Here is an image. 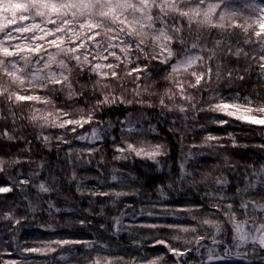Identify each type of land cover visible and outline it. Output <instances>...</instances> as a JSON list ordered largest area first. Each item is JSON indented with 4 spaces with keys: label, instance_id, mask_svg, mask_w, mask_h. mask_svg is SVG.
<instances>
[{
    "label": "snow or ice",
    "instance_id": "6c2138e0",
    "mask_svg": "<svg viewBox=\"0 0 264 264\" xmlns=\"http://www.w3.org/2000/svg\"><path fill=\"white\" fill-rule=\"evenodd\" d=\"M253 75L256 87L241 92ZM117 105L130 109L125 120L98 118V113ZM133 105L159 108L160 115L178 114L169 131L178 133L181 144L175 179L156 189L160 199L151 210L139 212L124 204V198L141 195V189L130 183L139 178L131 172L126 175L124 167L87 177L76 170L94 162L104 164V145L110 140L114 161H149L159 171L163 146L147 139L149 133L158 134L157 127L151 123L144 127L147 114L141 111L136 116ZM234 124L255 126L264 136L262 0H0V151L23 141L21 151L29 153L33 141L28 128L36 130L33 139L45 148L54 140L58 147L67 146L65 164L73 165L67 179L75 182L81 196L101 198L98 212L84 211L102 218L93 229L96 239L59 236L30 246L17 244L23 258L3 259L0 264H193V252L201 257L199 264H264V163L245 165L243 186L237 185L232 195L228 176L223 171L214 174L219 164L200 172L199 178L190 170L189 162L198 157L217 156L224 168L231 169L236 164L230 149L264 150V143H241L239 134L229 130ZM117 126L118 136L112 132ZM193 133L200 136L199 142L185 144ZM74 141L85 146L74 147ZM29 162L30 157L0 155V173L7 175L9 168ZM45 167L42 161L28 174L0 179V202L19 194L32 213L39 211L31 190L36 189L37 200L57 191L55 175L47 180L40 175ZM85 180L105 187L89 189ZM197 183L204 186V204L164 203L184 184L194 189ZM45 203L53 219L54 213L75 211L51 199ZM109 205L132 212L107 215ZM126 215L133 221L137 216L152 220L126 224ZM0 219L23 227L28 217L9 209ZM74 223L87 228L92 221L80 218L38 227L54 233L57 227ZM13 230L15 240L19 228ZM125 232L137 249L135 256L115 252L104 235L122 239ZM157 247L166 251L143 254ZM5 254L11 256L0 251V256Z\"/></svg>",
    "mask_w": 264,
    "mask_h": 264
},
{
    "label": "trees",
    "instance_id": "16d2710c",
    "mask_svg": "<svg viewBox=\"0 0 264 264\" xmlns=\"http://www.w3.org/2000/svg\"><path fill=\"white\" fill-rule=\"evenodd\" d=\"M264 2V0H262ZM244 63H246L244 61ZM241 66H243V64ZM256 76L253 75L251 79H249L246 83H244L243 87L239 90L241 92H245L246 90H251L253 87H256ZM224 92L227 94L228 89L225 88ZM154 99V98H153ZM128 109L125 106H114L111 109H106L103 113H98V118L102 117L105 121H113L114 123L125 120L127 118ZM136 116H139L141 111H145L147 114V119L143 122L144 127H148V124L151 123L157 127V133H149L147 139H152V136H156L157 139H161V141L167 142L170 148V155L167 158V165L170 166V169L163 168L161 171H156L154 167L150 166L148 161H127V162H117L112 161V148L111 141L109 140L106 145H104V164L98 165L95 162L92 165H86L83 167H78L77 173L80 177L87 176H96L100 173L105 172L106 169L110 170L111 166L116 167H124L125 174L127 175L131 172L133 175L138 177L137 181H131V187L141 189V195L137 197H128L124 198V204H132L137 212L141 208L145 210H149L148 207H151L153 202L159 201V196L156 192L158 187H165L167 184L175 179V173L178 171V160L180 157L181 149L178 147V133L174 134L169 131V128L172 127V120L178 114L176 113H168L165 115H160V109H140L138 106H133L131 109ZM179 123V122H177ZM86 128H90L86 126ZM90 130V129H89ZM230 131L234 130L239 134L240 142L244 144H259L264 143V136L260 134L255 126L247 127V126H239L233 125ZM31 128L26 129V133L29 140H32L31 151L29 153H24L21 149L25 146L23 141L19 142L16 145L11 147H6L2 151L4 155L8 156H20L21 158L28 159L30 157V162L25 163L20 166H14L7 170V175L0 173V179H7L10 176L16 175L17 172L28 174L32 170L37 169V165L40 162H45L46 167L43 170H40V175L44 177L45 180L48 179L50 175H55L57 177V181L55 183V187L57 191L50 194H42V198L37 200L36 189L31 190V199L39 204L40 210L32 216V212L28 208V201L24 200L22 196L19 194H9V198L6 201L0 202V214L7 212L11 209L16 216L22 217L27 216L28 219L26 221H22L23 227L19 225L10 226L9 221L0 219V251L7 250V252L11 253L9 257L7 254L0 256V260L13 258V259H22L23 257L16 250V246H14V228H19V231L15 233V241L16 245L21 241L27 242V245L21 246H30L33 241H39L43 239H47V231L40 232L36 227L39 224L37 220H44L45 218H50L51 221H59L67 223L69 220L75 221L80 218H87L91 221H94V224H98L101 222V217L98 215L88 216V213L84 211V209L92 208L96 212L99 211L100 203L97 201L101 200V198H91L87 195L81 196L76 192L75 182L69 183L67 177L70 176L73 165H66L64 153L67 146H57L56 141L54 140L50 146V148H45L40 140L33 139L34 132ZM46 132L55 134L57 130L55 129H47ZM199 130H197L198 132ZM153 134V135H152ZM222 134V133H221ZM116 135V134H115ZM196 137V138H194ZM195 140L196 142L200 140V136L196 133L189 134L187 140ZM188 142V141H187ZM193 142V141H192ZM74 147H83L85 146V142L74 141ZM237 153H235V157H232V162L236 164V167L228 169L221 167L218 169L216 173L219 171H223L229 178V186L228 193L229 195L233 194V189L237 185L243 186L244 173L246 171L245 165L251 164L255 167H258L261 163H264V150L257 148H245V149H237ZM100 154V153H99ZM101 155V154H100ZM100 155H96L97 160H99ZM214 157V156H213ZM212 156H204L198 157L194 161H190V170L194 172L197 178H199V174L202 171L207 170L212 166ZM176 166V167H175ZM223 166V161L222 165ZM251 171V169H247ZM39 179V177L37 178ZM85 187L92 188H103L104 185H101L99 181L96 180H85ZM185 189L183 192L176 194L175 192L170 194V199L164 203H166L170 207H185V206H196L199 204H204L205 201L201 199L203 196L202 189L203 185H197L196 189L189 188L188 185H183ZM18 192V190H17ZM150 196V199H149ZM259 198V197H257ZM51 199L55 203H57L61 208L64 207H72L75 209L74 212L71 213H54L55 219L51 218L48 213L44 211H48L46 200ZM90 200L92 203H90ZM18 205V206H17ZM118 211H125L128 213L132 212V209L118 206L117 208H112L109 205V208L106 209L107 215H116ZM48 214V215H47ZM172 218H168L170 221ZM152 218L150 217H139L137 216L135 221L131 218V216H125L124 222L127 223H140V222H151ZM109 221H104V223H108ZM92 224V223H91ZM95 228V227H94ZM93 228V229H94ZM59 236H71L74 238H82V239H96V235L94 231L92 233L91 225L87 228H83L79 226H72L70 229L65 230H57L54 232ZM108 237L109 243L112 244L113 250L122 255H132L135 256L137 254V249L132 247L131 238L127 232L122 233V239H118L116 237H111L110 233L104 234ZM163 251L162 247H157L155 249L148 248L143 253L148 256H153L156 254H161ZM67 254V253H65ZM191 257L196 258L197 255L195 252L190 254ZM33 260H43V257H30ZM169 260L173 259L172 257H168ZM198 264V263H197Z\"/></svg>",
    "mask_w": 264,
    "mask_h": 264
},
{
    "label": "rangeland",
    "instance_id": "374dc122",
    "mask_svg": "<svg viewBox=\"0 0 264 264\" xmlns=\"http://www.w3.org/2000/svg\"><path fill=\"white\" fill-rule=\"evenodd\" d=\"M242 63H244V61L242 60L241 62H240V64L242 65ZM233 66H235V65H233ZM90 129V128H89ZM58 131V130H57ZM112 132L114 133V134H116L117 136L119 135V131H118V126H117V128L116 129H113L112 130ZM153 135V134H152ZM194 138H196V137H194ZM152 139H154V140H151V141H153V142H157V141H161V139H157V137L156 136H152ZM188 141V142H187ZM192 141H194V140H191V139H189V140H187L186 139V141H185V144H187V143H191ZM197 142H199V141H197ZM178 147H180V149H181V144L180 143H178ZM185 150H187L186 148H185ZM205 151H207L206 149H205ZM229 152H231V159H232V157H235V153H237L238 151H237V149H235V150H229ZM0 154H3L2 152H0ZM96 155H100L99 153H97ZM64 158H65V155H64ZM180 158H181V152H180V157H179V160H178V165H179V162H180ZM97 159V158H96ZM212 161H213V163H212V166L213 165H216V164H220V165H222V158H219V157H217V156H212ZM112 161H114V160H112ZM117 162H119V161H117ZM149 162V161H148ZM167 162H168V160H167V158H166V163H165V165H164V168H167V169H170V166H172V165H167ZM116 163V161L114 162V164ZM149 164H151V162H149ZM178 165H177V167H178ZM212 166L211 167H209L207 170H211L212 169ZM111 167H113V166H111ZM110 167V168H111ZM152 167H154L155 168V166H152ZM176 167V166H175ZM78 168V167H77ZM76 168V169H77ZM81 168V167H80ZM218 171V169H216V172ZM216 172L214 173V174H216ZM184 185H187V184H184ZM148 209L149 210H151V207H148ZM44 212H46V213H48V211H44ZM35 215V213H32V216H34ZM48 215V214H47ZM37 222H39V224L37 225V229L41 232H44V231H47V239H49V238H54V237H58V235L57 234H55V233H53V232H51V231H48V230H46L45 228H41V227H38L39 225H41V224H47V223H50V224H53V225H57V224H60V225H64L63 223L64 222H59V221H51V219L50 218H45L43 221L42 220H37ZM95 222L94 221H92V224H91V227H92V233H93V228L96 226V224H94ZM65 224H67V223H65ZM72 226H79V224H76V223H74ZM72 226H70V227H57L56 228V231L57 230H65V229H70ZM95 234V233H94ZM47 239H43V240H47ZM14 246H16V241L14 240ZM25 245V241L23 242V241H21L20 243H19V245ZM195 247V246H194ZM17 249V248H16ZM163 249V248H162ZM17 251V250H16ZM163 251L165 252L166 250L165 249H163ZM203 251V250H202ZM18 252V251H17ZM164 252H162V253H164ZM161 253V254H162ZM201 260V257L200 256H197L196 258H193L192 257V262H193V264H199V261Z\"/></svg>",
    "mask_w": 264,
    "mask_h": 264
},
{
    "label": "clouds",
    "instance_id": "9594fccd",
    "mask_svg": "<svg viewBox=\"0 0 264 264\" xmlns=\"http://www.w3.org/2000/svg\"><path fill=\"white\" fill-rule=\"evenodd\" d=\"M125 95L127 96L128 99H132V94L131 92H127L125 93ZM118 106V105H117ZM134 106V105H133ZM158 143H160L163 147H162V152H163V155L161 157L158 158V163L156 165L157 169H159V171H161L163 168H164V165L166 163V158L169 157L170 155V148H169V145L167 142H164V141H157ZM220 165V164H219ZM223 167L220 165V168ZM219 168V169H220ZM188 186H190L189 184H187ZM197 185H199L197 183ZM196 189V188H194ZM185 189L183 188L181 191H178V192H175L176 194H179L181 192H183Z\"/></svg>",
    "mask_w": 264,
    "mask_h": 264
}]
</instances>
